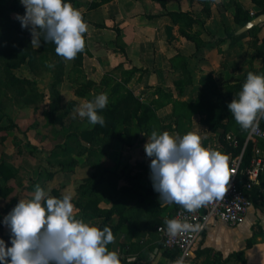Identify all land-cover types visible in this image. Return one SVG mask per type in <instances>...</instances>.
Returning a JSON list of instances; mask_svg holds the SVG:
<instances>
[{
  "label": "crops",
  "instance_id": "crops-1",
  "mask_svg": "<svg viewBox=\"0 0 264 264\" xmlns=\"http://www.w3.org/2000/svg\"><path fill=\"white\" fill-rule=\"evenodd\" d=\"M93 1L76 0L78 5L73 6L87 15L90 22L87 23L89 52L85 55L83 66L75 68L72 65L69 71L65 70V73L69 72L71 89L77 88L79 91L85 88L83 91L85 97L93 96L94 98L101 94L100 83L105 76L109 75L108 88L112 89L129 78L127 73L131 69H136L128 87L143 103H155L156 114L160 120L157 133L162 134L167 131L182 137L189 132H195L201 136L205 148L211 146L213 150L220 152V146L216 144L217 142L214 143L217 140L214 137L217 135L209 131L208 127L202 123L205 116L197 113L196 102L202 78L212 73L214 82L217 87H220L230 79L232 75L230 71L225 67L215 66V59L209 62L208 57L204 56L207 48H202L200 51L193 50L191 41L182 37L179 27L174 26L171 20L164 16L165 9L159 2L113 0L98 9L89 10V5ZM176 1L178 0H168V11H188L179 6L175 7ZM96 24L104 25L105 28L97 27ZM200 25L202 26V23ZM208 27H211L210 21L203 25L205 29ZM201 38L205 41L202 36ZM225 38L226 36L222 40ZM179 55L187 58V68L180 66L177 62L174 64L175 58ZM72 69H75L76 74L70 77ZM64 78L66 79L67 76ZM89 83L92 85H88ZM160 93L170 94L172 101L160 98ZM174 102L189 104L187 109L183 108L184 117H180L178 126L173 118ZM147 142L148 137L143 135L138 140H134V144L130 147L115 141L108 150L106 148L103 150L107 151L106 155H102V150H99L98 155L94 156L101 159L98 163L99 168H107L116 174L132 173L139 179L141 187L151 193L150 197L160 202V194L154 190L151 179L150 164L153 158L148 157L145 152ZM213 143L214 146L211 145ZM83 145L89 146L84 142ZM261 152L264 155V149ZM52 177L50 176L49 179ZM64 186L65 184L62 185ZM122 186H127L125 177L119 183V187ZM53 190H58L62 196L64 195L62 188ZM86 201L87 199H84L81 193L76 205ZM125 204L127 207L141 206L137 199L132 198H128ZM112 205V201L102 199L99 208L109 210ZM77 208L81 218L86 222L91 221L98 226L99 221L102 220L88 219L84 217L78 206ZM162 208L165 209L163 212H151L152 206L147 208V212H123L122 220L118 214H115V224H119L120 221L123 224L121 230L114 234L115 243L111 244V250H118L127 264H170L169 260L156 248L155 237L159 238L158 231L154 237L143 227L145 222L149 224L153 218L157 221L167 220L175 212L173 203ZM245 223H247L246 226L239 229L222 221L210 222L202 241L195 248L196 257L199 249H212L227 257L231 252L245 249V241L251 236L253 225L258 223L264 229V174L261 178L260 198L249 211ZM159 224L154 230L161 226ZM204 257L206 255L197 258ZM246 257L247 264H264V235H257L254 238L253 246L247 250Z\"/></svg>",
  "mask_w": 264,
  "mask_h": 264
},
{
  "label": "clouds",
  "instance_id": "clouds-1",
  "mask_svg": "<svg viewBox=\"0 0 264 264\" xmlns=\"http://www.w3.org/2000/svg\"><path fill=\"white\" fill-rule=\"evenodd\" d=\"M25 14H16L22 28L30 29L31 46H41V39L56 45L55 52L67 61L74 60L86 46L88 24L81 11L65 0H20ZM108 95L101 93L80 104L75 113L91 125H105L99 112L106 108ZM236 122L245 130H255L264 118V74L249 72L238 98L228 104ZM75 118V116H74ZM145 135V134H144ZM147 136V135H146ZM145 144L151 160V179L160 194V207L170 203L195 212L213 200L222 199L232 174L229 157L211 146L205 148L195 132L182 137L165 131H153ZM73 196L56 198L39 185L32 199H20L4 217L10 229L11 246L0 239V264H122L110 227L101 229L75 214ZM167 233L197 232L201 225L187 219L165 220ZM173 264H185L181 256Z\"/></svg>",
  "mask_w": 264,
  "mask_h": 264
},
{
  "label": "trees",
  "instance_id": "trees-1",
  "mask_svg": "<svg viewBox=\"0 0 264 264\" xmlns=\"http://www.w3.org/2000/svg\"><path fill=\"white\" fill-rule=\"evenodd\" d=\"M112 1L113 0H94L89 5V10L98 9ZM155 1L159 2L166 10L164 16L169 18L174 26L179 27L181 36L190 41L194 40L193 34L189 31L196 24H200L201 20L189 11H168V0ZM253 1L262 8L255 17L264 14V1ZM65 2L71 3L73 6L78 5L76 0H65ZM25 11V6L20 3V0H11L8 4L0 0V62L3 60L6 62L5 67L1 70L2 74L0 75V113L3 112V99L8 97V93L11 91L18 90L17 98L20 99L33 100L38 95L37 81L32 78H21L16 76V74L12 72V68L27 63L31 67L37 69L38 64H41L44 65L46 70L53 73L54 82L52 84V89L55 99L51 106L50 116L55 120V114L59 111L61 104L59 86L64 81L66 60L56 54V45L52 42L47 43L41 39V46L38 48L31 46L32 35L30 29L22 28L21 22L16 19V14L24 15ZM83 17L88 23L87 16L83 14ZM250 21H252V19H250L247 14H243L241 8H238L235 15V23L244 27ZM96 26L105 28L104 25L100 24H96ZM256 29L257 27L250 30V32ZM85 40L86 46L84 51L78 53L77 57L72 60L75 68L83 66L85 55L89 52L87 46V33L85 34ZM200 47L201 44L199 43L196 48L200 49ZM50 56L51 60L49 59ZM176 62L184 68L188 66L187 58L182 55L175 58L174 64H176ZM136 71V69H131L127 73L129 78L112 89L108 88L109 75L102 79L100 83L102 91L100 93H106L109 100L106 108L99 112V114L105 118V125H93L91 128L83 130L79 135V147L90 155H98L99 150H102V155H106L107 151L103 150L105 148L108 150L115 141H119L130 147L134 144V140H138L142 135L144 137L150 136L153 131H157L159 128L160 120L156 114L157 108L155 103H143L128 87L131 76ZM246 79L247 76L229 89L232 95L242 91ZM88 85L92 84L89 83ZM84 89L77 91L79 97L85 96L83 92ZM219 94H221V91L214 82L212 73H208L201 79V89L198 93L196 102L197 113L205 116L202 123L208 127L209 131L215 133L219 138V143L223 146V152L221 153L229 157L230 167L236 158L242 156L238 174L239 186L245 191L254 205L260 198L261 178L264 172L259 177V184L248 191L245 188L247 180L246 170L255 159L256 150L263 149L264 140L247 141L250 130L243 129L236 122L234 116L228 109V104L231 103L230 100L223 103L214 101L215 96L220 97ZM160 98L167 99L169 102L172 101V96L167 93L161 94ZM174 105L175 112L173 118L175 119V124L178 126L180 117H184L182 113L183 108L187 109L189 104L186 102H174ZM1 119L0 117V123ZM258 121L259 126L264 129V118H259ZM5 129L9 128L0 126V131ZM228 136L232 137L237 143V146H234V143L228 140ZM83 142L89 146H84ZM74 165H77L76 161L61 164L63 169L66 166ZM0 176L4 181H9L13 177L11 167L5 162L0 164ZM124 177L127 186L119 187V183ZM80 190L83 198L87 199L86 202L77 204L84 217L92 220L102 219L99 221L98 226L101 229L106 226L110 227L113 234L119 232L123 224L121 221L119 224H115V214H118L122 220L123 212H147V208L150 206L153 207V211L151 212H163L165 210L160 207V202L150 197L151 193L149 191H145L141 187L139 179L132 173L125 174L123 172L122 174H116L107 168H99L95 170L90 177L84 180L80 186ZM9 193H11L10 190L0 186V197H6ZM50 196L62 198V194L58 190H53ZM128 198L137 199L141 206L127 207L125 202ZM102 199L112 201L113 205L109 210H102L99 208V203ZM173 205L175 211L181 207L176 203H173ZM174 213L167 220L173 219ZM158 223H160L159 225L161 226H166L165 220L157 221V219L153 218L149 224L145 222L143 227L148 230L152 236H156L157 230H154V228ZM251 230V236L245 241V249L238 252H231L227 257H224L223 254L215 252L212 249H199L196 252L197 257L212 255L215 258L214 264H247L246 252L252 248L254 238L257 235H264V229L258 223L253 225ZM155 238L157 240L156 248L162 252L169 260L170 264H173V262L179 258L178 252L165 249L160 236L159 238L157 236ZM108 248L111 250V244L108 245ZM121 260L122 264H127L126 260L123 258H121ZM188 263V261L185 262V264Z\"/></svg>",
  "mask_w": 264,
  "mask_h": 264
},
{
  "label": "rangeland",
  "instance_id": "rangeland-1",
  "mask_svg": "<svg viewBox=\"0 0 264 264\" xmlns=\"http://www.w3.org/2000/svg\"><path fill=\"white\" fill-rule=\"evenodd\" d=\"M3 2L8 4L11 0ZM174 6L185 8L201 20L202 26L196 24L189 31L194 36V40H191L192 49L200 51L207 48L204 56L208 57L209 62L215 59V66L225 67L232 74L226 84L218 87L221 94L220 97L215 96V102H232L235 97L238 98V94L232 95L229 89L243 80L249 72L264 74V25L258 26L253 32L236 35L243 28L235 23L238 8L252 20L262 10L253 0H178ZM87 20L89 23L88 18ZM208 21L211 27L203 28ZM225 36V40H222ZM199 43L201 47L197 49ZM49 59L51 60V56ZM5 64V60L0 62V75ZM72 65L73 61L66 60L65 70L69 71ZM12 72L18 77L36 80L38 95L33 100L20 99L17 98L18 90L11 91L3 99V112L0 113V126L9 128L0 131V164L7 163L13 171V177L9 181H4L0 176V186L11 191L6 197H0V239L7 246H11V233L3 223L4 217L20 199H32L37 185L48 194L53 189L62 188L63 194L72 195L75 214L81 218L76 205L82 193L80 184L99 168L98 163L101 162L98 156H92L79 147L80 133L93 125L86 119L81 120L75 109L94 99L93 96L90 94L92 97H79L77 88L72 90L69 85V72L65 73L64 77L67 78L59 86L61 104L55 114V121L50 116L55 99L52 89L53 73L46 70L44 65L38 64L35 69L27 63L12 68ZM75 74V69H72L70 77ZM214 138L217 139L214 143L217 142L220 152H223L219 138ZM214 143L211 145L214 146ZM73 161L78 164L64 169L61 166ZM50 176L53 177L49 179ZM246 224L238 228L242 229ZM214 262L212 255L197 258L194 253L188 264Z\"/></svg>",
  "mask_w": 264,
  "mask_h": 264
},
{
  "label": "built area",
  "instance_id": "built-area-1",
  "mask_svg": "<svg viewBox=\"0 0 264 264\" xmlns=\"http://www.w3.org/2000/svg\"><path fill=\"white\" fill-rule=\"evenodd\" d=\"M254 16V15H253ZM258 126L255 130H250L247 141L264 140V129ZM228 140L237 146V143L228 136ZM242 156L236 158L230 167L232 174L228 185V190L222 199L213 200L200 207L195 212H188L182 206L175 211L173 219H187L192 224H199L201 228L197 232L179 233L175 237H170L167 233V225L159 226L157 231L163 242L164 248L178 252L179 258L185 257V262L189 261L195 252V248L202 241L204 232L212 221H222L231 227H239L246 221L249 211L253 207L252 200L239 186V170ZM264 172V155L260 149L256 150V157L251 166L246 170V190H252L259 184V177Z\"/></svg>",
  "mask_w": 264,
  "mask_h": 264
},
{
  "label": "water",
  "instance_id": "water-1",
  "mask_svg": "<svg viewBox=\"0 0 264 264\" xmlns=\"http://www.w3.org/2000/svg\"><path fill=\"white\" fill-rule=\"evenodd\" d=\"M264 24V14L254 18L252 21H250L246 26H244L243 28H241L238 32L237 35H242L244 33L249 32L250 30H252L255 27H258L260 25Z\"/></svg>",
  "mask_w": 264,
  "mask_h": 264
}]
</instances>
